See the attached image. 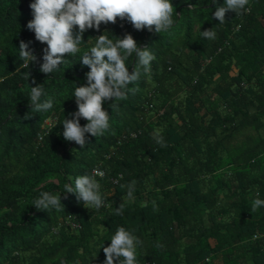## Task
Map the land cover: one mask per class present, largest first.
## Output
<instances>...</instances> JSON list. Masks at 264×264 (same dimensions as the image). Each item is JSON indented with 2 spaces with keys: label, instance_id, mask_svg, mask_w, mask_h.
I'll list each match as a JSON object with an SVG mask.
<instances>
[{
  "label": "trees",
  "instance_id": "16d2710c",
  "mask_svg": "<svg viewBox=\"0 0 264 264\" xmlns=\"http://www.w3.org/2000/svg\"><path fill=\"white\" fill-rule=\"evenodd\" d=\"M32 2L0 0V264H103L102 247L121 226L142 241L138 264H264V207L251 210L264 200V0L226 13L223 25L213 14L224 0H171L174 25L159 34L101 24L49 76L39 70L46 45L26 27ZM213 28L215 40L201 36ZM105 32L132 35L155 60L118 109L104 104L109 130L86 134L81 149L63 139L62 123L77 111L74 88L86 85L81 57ZM21 41L37 56L28 69ZM33 79L44 86L41 102H54L48 111L30 107ZM93 169L105 173L96 177L106 197L99 210L63 193ZM42 191L61 193L64 211L32 207Z\"/></svg>",
  "mask_w": 264,
  "mask_h": 264
},
{
  "label": "clouds",
  "instance_id": "9594fccd",
  "mask_svg": "<svg viewBox=\"0 0 264 264\" xmlns=\"http://www.w3.org/2000/svg\"><path fill=\"white\" fill-rule=\"evenodd\" d=\"M211 2L215 4L216 0ZM248 5L249 0H224V5L216 8L214 19L223 25L226 13L243 15L251 11ZM194 7L195 5H190L189 9ZM29 8L32 19L26 27L34 33L36 41L46 45L42 49L43 63L39 69L46 76L57 71L65 63V56H74L81 51L83 34L87 30L100 31L101 24H116L119 19L130 23L136 31L147 30L149 33L159 34L167 32L174 25L175 11L171 0H34L29 4ZM108 34L105 32L95 38L94 46L81 57V64L89 69L85 74L86 85L74 88L73 97L77 111L70 114L71 118L64 117L62 123L63 139L66 142H74L81 149L87 143L86 134L97 137L109 130L110 115L104 109V104L111 101L110 107L118 109L119 105L115 102L127 99L129 92L134 93L137 90L128 86L135 85L139 80L141 68L146 75L150 74L151 62L155 60V55L149 48H141L132 35L125 34L122 39H112ZM200 34L207 40L217 38L215 28L204 30ZM30 43L21 41L19 44L22 68L28 69L29 64L37 62L34 50L29 48ZM133 55L136 58L135 66L130 73L126 61ZM24 78L28 80L29 73H26ZM32 84L36 86L30 87V107L37 112L51 109L54 103L51 98L41 102L45 94L43 84H36L34 79ZM81 119L87 122L83 126L80 124ZM153 139L161 147L167 146L159 131L154 132ZM104 175L99 169H93L92 175H79L74 179V185H64L63 193L75 194L85 208L99 210L104 206L106 197L102 194L101 184L96 177L103 178ZM135 184L136 181H132L127 185L128 201L135 200ZM258 195L257 193V197ZM64 199H67L66 195ZM32 207L37 211H64L61 193L47 191L40 192ZM261 207H264V200H253V212ZM123 209L124 205L120 204L115 214L122 215ZM153 210H158L155 201ZM140 246L142 241L133 231L118 227L111 236L109 245L102 247L105 257L103 264H138L137 249Z\"/></svg>",
  "mask_w": 264,
  "mask_h": 264
},
{
  "label": "built area",
  "instance_id": "2783aa9c",
  "mask_svg": "<svg viewBox=\"0 0 264 264\" xmlns=\"http://www.w3.org/2000/svg\"><path fill=\"white\" fill-rule=\"evenodd\" d=\"M258 237H260V238H262L264 240V234H260V235H258Z\"/></svg>",
  "mask_w": 264,
  "mask_h": 264
}]
</instances>
